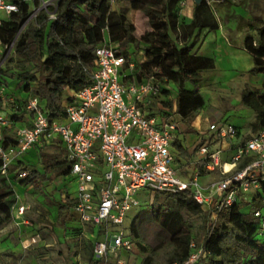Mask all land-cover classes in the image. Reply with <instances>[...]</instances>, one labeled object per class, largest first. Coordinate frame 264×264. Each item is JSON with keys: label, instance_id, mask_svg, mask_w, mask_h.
Listing matches in <instances>:
<instances>
[{"label": "built area", "instance_id": "2783aa9c", "mask_svg": "<svg viewBox=\"0 0 264 264\" xmlns=\"http://www.w3.org/2000/svg\"><path fill=\"white\" fill-rule=\"evenodd\" d=\"M21 1L30 4L26 22L32 17L36 21L42 10L49 19L56 17L48 10L51 0ZM203 1L212 5L225 0ZM0 10L8 16L17 4L0 0ZM6 47L0 38V56ZM135 66L105 37L95 49L90 82L66 89L61 115L50 117L45 102L30 97L22 105L30 124L21 123L15 129V143L4 146L0 130V173L16 183L30 171L21 161L35 144H60L70 164L64 178L76 187L64 199L73 201L71 219L94 230L93 264H126L120 255L132 251L136 242L125 220L138 208L140 200L135 195L140 190L190 196L210 214L206 227L210 230L222 208L238 201L239 195L251 189L260 193L264 187V129L241 138L232 123L213 121L187 159L177 147L185 143L175 102L167 105L164 83L152 73L138 77ZM11 123L0 111V125ZM226 163L231 165L227 170ZM12 165H17L14 173L9 172ZM215 171L219 178L204 181ZM253 217L258 222L257 235H264V205L253 211ZM191 246L195 247L194 241ZM202 253L201 246L194 249L184 264H192Z\"/></svg>", "mask_w": 264, "mask_h": 264}, {"label": "trees", "instance_id": "16d2710c", "mask_svg": "<svg viewBox=\"0 0 264 264\" xmlns=\"http://www.w3.org/2000/svg\"><path fill=\"white\" fill-rule=\"evenodd\" d=\"M179 1L131 0L130 7L143 13L149 27L137 38L135 25L127 21L124 11L114 9L110 0H57L55 6L49 9L55 12L54 19H49L42 12L36 18L38 25L28 23L26 26L30 4L15 0L17 10L0 22V38L7 47L12 45L13 52L7 61L22 71L20 81L25 83L24 88L31 92V97L45 102L50 117L63 113L61 103H57V92L69 87L79 88L90 82L89 70L93 66L95 49L108 37L118 45L122 54L136 62L134 73L138 77L152 73L161 83L172 81L176 85V112L182 120L189 122L204 106V99L197 87L187 88L186 83H194L200 77L201 69H210L214 65L211 58L189 53L186 39L195 26L203 25L195 17L189 24L178 23ZM202 3L204 1L198 5ZM240 23L257 30L255 35L248 34L244 39V48L253 60L248 72L252 75L264 74V20L240 17ZM177 28L183 40L180 46L173 42L169 34ZM137 39L144 49L145 60L140 63L127 49ZM4 56L3 51L0 70ZM60 61L68 64L54 70ZM27 64H33L39 75L26 71ZM31 81L37 83V89L30 88ZM163 93L167 90L163 89ZM241 102L255 113L250 124L251 132L264 129V82L260 88L246 87L242 91ZM166 104L173 106L170 102ZM14 143V136L3 129L2 144L8 146ZM177 147L181 156L191 157L193 152L188 148L180 144ZM69 170L70 164L62 153L50 154L48 164L41 170H30L21 183L39 187L42 182H52L57 176H65ZM258 195L264 198V187ZM155 197H163L165 203L151 208L150 213L139 211L129 226V235L135 238V246L139 244L141 264H184L192 251L200 246L203 253L192 264H264V235H257L258 222L253 217V211L261 207L256 203V197L247 203L251 210L243 209L240 195L238 201L222 208L212 228L206 230L203 243L200 246L195 244V247L191 246L193 236L186 213H198L202 210L200 206L185 194L155 193ZM14 201V191L1 179L0 226L10 220ZM72 206L73 201L69 198L58 205L56 220L62 226L67 222ZM91 249L89 260L92 259ZM131 252L133 250L128 254Z\"/></svg>", "mask_w": 264, "mask_h": 264}, {"label": "rangeland", "instance_id": "374dc122", "mask_svg": "<svg viewBox=\"0 0 264 264\" xmlns=\"http://www.w3.org/2000/svg\"><path fill=\"white\" fill-rule=\"evenodd\" d=\"M56 2L57 0H51L48 10L54 7ZM111 4L114 9L124 11L127 21L135 25L137 38L149 28L143 13L130 7L131 0H114ZM240 9L245 16L264 18V0H225L214 7L213 14L233 33L232 28L236 26L238 21L235 17V10ZM42 12L44 11L42 10ZM7 17L4 11L0 10V20ZM28 23L38 25V22L34 21L33 17L29 19L25 26ZM242 30L243 32L248 31L246 28ZM137 40L136 43L129 44L127 49L140 63L145 60L144 49L140 40ZM12 52V45L4 49V62L0 70V111H4L10 121H15V117L23 118L17 112L23 113L20 110L21 105L32 94L27 92L24 88L25 83L20 81L22 71L14 63L7 61ZM14 58L19 59L15 55ZM240 62L245 63V60L241 59ZM67 64L68 62L60 61L54 70H60ZM73 69L77 72L74 66ZM26 71L35 73L36 76L39 75L33 64H27ZM206 74L202 75V79L187 85L189 88L197 87L200 90L204 99L202 109L193 115L189 122L182 120L177 115L183 129L182 140L189 151L193 150L200 135L205 133L208 123L213 121L232 123L230 119L233 117L238 119L243 117L246 121L247 115L242 112L243 104L241 102V94L245 88L214 86L210 82L211 78L208 73ZM29 85L32 90L38 87L35 81H31ZM164 87L167 90V93L163 96L165 101L174 103L177 93L176 85L172 81H166ZM66 97V90L57 92V103H62ZM198 116L208 119L206 129H193L191 124L196 121ZM73 128H76L75 124H73ZM251 134L252 132L247 136ZM240 137L245 138L246 136L242 135ZM57 145L59 147L55 146V144H41L38 147L35 144L34 146L37 147L33 146L35 150L32 153L33 160H29L30 165L42 169L48 164L50 154L61 153V150L58 149L61 148L60 144L57 143ZM29 153L30 151L25 154V157ZM219 177V172L215 171L213 174L206 176L204 181ZM1 179L14 191L15 201L11 206L12 215L10 220L0 226V264H90L88 261L94 235L93 228L88 224L78 227V223L71 219V215H69L64 226L56 220L57 206L65 201V197L62 194L64 192L66 194L67 192L74 194L75 184L69 182L68 179L63 180L61 176L55 177L50 183L42 182L39 187H32L26 184L16 185L0 173ZM255 192L256 190L251 189L246 194L240 195V202L244 210L252 209L247 203L254 197H256L258 205H264V198L255 195ZM60 195L63 196V199L60 198ZM135 196L140 200V204L138 208L128 214V218L125 220L126 230L129 229L132 219L139 211L150 213L151 208L165 203L163 197L156 198L155 194L152 195L148 190H140ZM22 207L23 211L20 213L19 210ZM209 216L210 214H208L207 210H201L194 214L186 213L193 241L198 246L203 243L206 235ZM120 256L126 259V264H141L138 243L133 248V252L128 254V252L123 251Z\"/></svg>", "mask_w": 264, "mask_h": 264}, {"label": "crops", "instance_id": "0c3cea01", "mask_svg": "<svg viewBox=\"0 0 264 264\" xmlns=\"http://www.w3.org/2000/svg\"><path fill=\"white\" fill-rule=\"evenodd\" d=\"M201 2H203V0H200L198 3L195 2V0H180L177 4L178 23L189 24L195 17V19H197V21L203 25L202 27L195 26L191 35L186 39L189 53L193 56L207 57L213 60V68L201 69L198 80L203 78V74L208 73L209 77L211 78L210 82L217 87L260 88L262 82H264V74H258L254 76L252 74L250 75L248 70L253 64L252 55L244 48L245 37L248 34L255 35L257 30L251 29L249 26L242 25L240 23V17L244 18L245 20H252L253 18L264 20V18L259 16L252 17L250 15L245 16L244 13L241 12V9L235 10V17L238 19V21L236 26L232 28L233 33H231L232 31L227 29L225 24H223V22H221V20H219L213 14L214 7L219 3L209 5L204 1V3L198 5ZM243 28H246L248 31L243 32ZM169 34L177 46L182 45L183 40L181 38L179 28H177L176 31L169 32ZM241 59H244L245 63H241ZM187 85H189V83H186V87ZM64 101L62 103H64ZM242 110V112L247 115L245 118L246 121L243 117L241 119L233 117L230 119V121L238 128L240 136H247L251 133L250 124L254 120L255 113L252 109L245 106L244 104ZM2 112L5 114L4 111ZM22 112L23 113L18 111L17 113L23 116V118H18L15 121H11L12 123L9 126L0 125L2 134L3 129H7L9 135L15 136L14 131L18 126L21 125V123H27L28 125L30 124L28 114L23 110ZM207 120L208 119L206 117L198 116L196 121L191 125L193 129H206V125L208 123ZM41 144L50 145V143L43 142L38 143L37 146L40 147ZM55 146L59 147L57 144H55ZM58 149L61 150V148ZM34 150L35 149L32 148L29 155H26V157H24L23 161L21 162H25L26 166H28L30 170H41L37 167H32L29 163V160H33L32 153ZM61 153L64 155L62 150ZM224 155L227 157L228 153H224ZM16 167L17 165H12L10 167L11 171L9 172L14 173ZM229 167L230 165L227 164L226 168L228 169ZM61 178L65 180L64 176H61ZM13 183L20 186L22 185V183ZM64 194H66V192H64L62 195L64 196ZM257 194L258 192L256 191L255 195ZM62 195H60V198L63 199ZM244 198L246 197L244 196ZM71 209L69 215H71ZM77 226L82 227L80 223H78ZM88 262L93 264V258Z\"/></svg>", "mask_w": 264, "mask_h": 264}, {"label": "bare ground", "instance_id": "6f19581e", "mask_svg": "<svg viewBox=\"0 0 264 264\" xmlns=\"http://www.w3.org/2000/svg\"><path fill=\"white\" fill-rule=\"evenodd\" d=\"M227 164H229V163H226V164L224 165V169H226V170H227V168H226V165H227ZM229 165H230V164H229ZM230 167H231V165H230ZM230 167H229V168H230ZM229 168H228V169H229Z\"/></svg>", "mask_w": 264, "mask_h": 264}, {"label": "water", "instance_id": "95a60500", "mask_svg": "<svg viewBox=\"0 0 264 264\" xmlns=\"http://www.w3.org/2000/svg\"><path fill=\"white\" fill-rule=\"evenodd\" d=\"M195 2H197V3H198V2H200V0H195Z\"/></svg>", "mask_w": 264, "mask_h": 264}]
</instances>
